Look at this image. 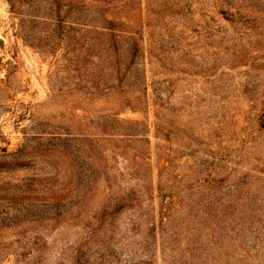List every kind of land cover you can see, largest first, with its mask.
<instances>
[{
    "label": "rangeland",
    "instance_id": "1",
    "mask_svg": "<svg viewBox=\"0 0 264 264\" xmlns=\"http://www.w3.org/2000/svg\"><path fill=\"white\" fill-rule=\"evenodd\" d=\"M0 264H264V0H0Z\"/></svg>",
    "mask_w": 264,
    "mask_h": 264
}]
</instances>
